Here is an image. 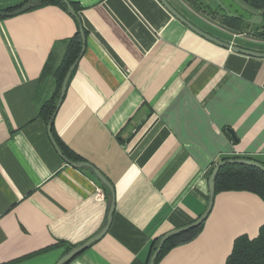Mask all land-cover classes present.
<instances>
[{"label":"crops","instance_id":"crops-1","mask_svg":"<svg viewBox=\"0 0 264 264\" xmlns=\"http://www.w3.org/2000/svg\"><path fill=\"white\" fill-rule=\"evenodd\" d=\"M27 1L0 0V11ZM166 1L213 37L264 53V41L221 25L231 15L212 0H197L198 10L188 0ZM68 2L78 21L55 5L0 18V264H56L107 221L111 195L91 169L63 160L38 113L77 28L84 49L51 137L68 161L97 169L115 201L105 234L65 264H148L155 239L205 211L217 163L264 164V58L203 39L157 0ZM209 9L222 16L219 27ZM263 224L260 197L221 191L199 234L157 264H225L234 240L254 239Z\"/></svg>","mask_w":264,"mask_h":264},{"label":"trees","instance_id":"trees-1","mask_svg":"<svg viewBox=\"0 0 264 264\" xmlns=\"http://www.w3.org/2000/svg\"><path fill=\"white\" fill-rule=\"evenodd\" d=\"M194 5L196 10L199 9L200 3L197 0H188ZM248 7L260 11L261 24L252 35L253 38L264 41V0H241ZM31 3L32 8L42 7L45 5L59 6L66 11L65 5L59 0H28L25 4ZM74 9L77 16L78 7L75 3L69 2ZM24 5V4H23ZM22 6V5H21ZM10 8L8 10H15L20 8ZM1 18V17H0ZM78 21V18H76ZM78 23V22H77ZM221 25L229 29L235 34H241L242 28L245 27L244 21L240 16H224L221 20ZM82 48L81 36L79 29L75 34L65 41V50L61 62L53 71L54 77V91L52 96L45 101L40 109L39 116L49 123L50 119L56 111V105L59 99V92L62 81L68 68L78 59ZM73 72V71H72ZM53 120L51 121L52 131ZM57 141V140H56ZM59 148L63 152H69L64 146L57 141ZM231 159H240L237 157L225 158L223 161ZM79 160V158H76ZM264 166V164H262ZM100 183V182H99ZM101 187L109 198L110 193L108 189L100 183ZM221 191H247L254 193L264 202V173L259 169L242 164H225L222 166L216 175L214 181V194ZM203 222L197 227L190 229L179 235L169 237L161 246L160 251L154 261H158L172 248L188 243L193 240L201 231ZM160 238L155 239L150 248V256L154 253ZM225 264H264V224L260 226L258 234L254 239H249L246 236H239L233 242L232 249L225 260Z\"/></svg>","mask_w":264,"mask_h":264},{"label":"water","instance_id":"water-1","mask_svg":"<svg viewBox=\"0 0 264 264\" xmlns=\"http://www.w3.org/2000/svg\"><path fill=\"white\" fill-rule=\"evenodd\" d=\"M60 2H62L65 7H66V12L68 15L74 17L75 19L77 18L74 9L72 8L71 4L68 2V0H59ZM175 19H177L181 24H183L185 27H187L189 30H191L192 32H194L195 34H197L198 36L202 37L203 39L221 47L224 49H228L232 52L235 53H239V54H243V55H247V56H252V57H257V58H264V53L263 52H257V51H252L249 49H245V48H241L239 46H235L232 44H229L227 42H223L215 37H213L212 35L202 31L201 29H199L198 27H196L195 25H193L191 22H189L186 18H184L179 12H177L166 0H157ZM32 8V4L31 3H27L22 5L20 8L13 10V11H0V17H12V16H16L18 14H21L23 12H26L27 10ZM79 33L81 36V41H82V48H81V53L83 52L84 49V42H85V38H84V34L83 31L79 28ZM81 55V54H80ZM77 61V60H76ZM76 61L68 68L65 77L62 81L61 87H60V92H59V99L56 105V108L58 107V105L60 104L65 90H66V85H67V81L69 78V75L71 73V71L73 70V68L75 67ZM53 120V116L50 119V122L47 125V132L49 134V137L52 141V144L55 148V150L57 151V153L63 158V160L65 162H67L68 164H70L71 166L75 167V168H89L91 169L92 173L94 174V176L96 177V179L102 184L104 185L110 195H111V203H110V207L107 213V221L105 226L93 237H91L89 240H87L86 242H84L83 244L72 248L70 251H68L63 257H61L56 264H65L67 261H69L70 259H72L73 257H75L77 254H79L81 251H83L85 248H87L90 244H92L93 242L97 241L98 239H100L105 232L107 231L109 224L111 222V217H112V213L114 210V201H115V194H114V189L113 186L111 185V183L94 167H92L90 164L85 163V162H70L68 161L65 157L62 156V153L60 152L59 148L57 147L56 143L54 142L53 138L51 137V121ZM232 137H234V134L231 132V130H227ZM225 164H242V165H250L253 166L257 169H259L260 171H262L264 173V166H262L260 163L250 160V159H231V160H226V161H221L219 163H217L211 170L210 176L208 178V203H207V207L205 209V211L202 213V215L195 220L194 222L181 227V228H177V229H173L170 230L169 232L165 233L159 240L157 247L154 251V253L151 255L148 264H154V261L158 255V252L160 251L161 246L163 245V243L171 236L174 235H179L181 233H184L190 229H193L195 227H197L198 225H200L206 218V216L208 215L212 203H213V198H214V181L217 175L218 170L224 166Z\"/></svg>","mask_w":264,"mask_h":264},{"label":"rangeland","instance_id":"rangeland-1","mask_svg":"<svg viewBox=\"0 0 264 264\" xmlns=\"http://www.w3.org/2000/svg\"><path fill=\"white\" fill-rule=\"evenodd\" d=\"M209 4L212 8L221 7L222 12H224L227 15L240 16L245 24V27H243L241 31L242 35L252 37L254 30H256V28H258L261 24V17H260L261 12L248 7L241 0H212V2H210ZM207 18H209V20H212V24L219 27V23L222 16L218 14L216 15V13H214L212 10L209 9L207 12ZM210 29L214 31L213 33L217 32L212 27H210Z\"/></svg>","mask_w":264,"mask_h":264},{"label":"built area","instance_id":"built-area-1","mask_svg":"<svg viewBox=\"0 0 264 264\" xmlns=\"http://www.w3.org/2000/svg\"><path fill=\"white\" fill-rule=\"evenodd\" d=\"M95 196H96V198L99 199V200L104 199V193H103V190H102L101 187H97V188L95 189Z\"/></svg>","mask_w":264,"mask_h":264}]
</instances>
